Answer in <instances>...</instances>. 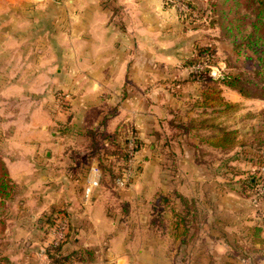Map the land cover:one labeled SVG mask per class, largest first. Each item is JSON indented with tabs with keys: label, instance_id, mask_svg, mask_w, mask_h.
<instances>
[{
	"label": "crops",
	"instance_id": "0c3cea01",
	"mask_svg": "<svg viewBox=\"0 0 264 264\" xmlns=\"http://www.w3.org/2000/svg\"><path fill=\"white\" fill-rule=\"evenodd\" d=\"M192 1L182 16L168 0H0V111H18L2 156L23 185L0 216V264H155L236 247L226 161L211 157L228 153L224 118L243 95L208 93L186 63L212 45L227 0ZM119 131L137 135L153 171L91 196L79 167L98 165L93 145Z\"/></svg>",
	"mask_w": 264,
	"mask_h": 264
},
{
	"label": "rangeland",
	"instance_id": "374dc122",
	"mask_svg": "<svg viewBox=\"0 0 264 264\" xmlns=\"http://www.w3.org/2000/svg\"><path fill=\"white\" fill-rule=\"evenodd\" d=\"M238 8L240 10L231 13L226 19L220 15L219 21H216L217 27L209 31L211 44L216 51L217 63L213 74L224 70L238 74L239 87L245 88L249 95L241 96L237 106L231 105L230 116L224 118L230 131H235L228 153L222 155L214 151L211 157L212 162L216 161L217 164H220L222 158L226 161L223 172L227 174L225 183L231 194L223 199L229 210L224 211L222 217L229 223L225 230L236 247L230 246L227 250L222 246L221 248L227 250L228 254L223 251L224 256H155V264L156 257L165 264H264V31H260L261 33L254 31L252 23L256 17L251 12L245 13L242 4ZM244 13L251 18L246 17ZM260 35H263L262 38L259 37ZM207 41L209 42V39ZM11 105L13 107V104ZM14 106H17V103ZM13 110L12 113L7 114L4 110L0 111V196L2 198L0 216L4 212L2 210H6L10 203L18 201L20 197L15 194L23 188V185L15 183L9 177L3 164L2 155L10 137L6 129L3 131V124L5 123L7 128L8 124L11 126L15 119L18 120L17 116L13 115L15 110L16 113L18 112L17 108L13 107ZM129 169L132 171L130 181L125 186L116 184L115 190L120 191L129 187L139 178L143 169L145 174L149 170L153 171V165H141V154L138 152L129 168L124 164L119 169L121 176ZM79 170L82 178L90 171L87 165L80 166ZM250 180H254V183ZM155 184L156 182L151 185L150 196L156 189ZM101 185L102 181L99 187L90 188L87 183L86 190L92 191L90 193L92 196ZM217 200L218 198L215 197V204L221 203ZM66 210L72 212L71 209ZM66 214L70 220V215ZM57 219L62 220L63 216H58ZM132 257L141 258V256ZM148 257L142 256L143 260L149 262Z\"/></svg>",
	"mask_w": 264,
	"mask_h": 264
},
{
	"label": "trees",
	"instance_id": "16d2710c",
	"mask_svg": "<svg viewBox=\"0 0 264 264\" xmlns=\"http://www.w3.org/2000/svg\"><path fill=\"white\" fill-rule=\"evenodd\" d=\"M182 1L187 4V6L189 7V11L183 12L182 10L181 15L187 16L191 13L190 11H193L195 9V3L192 0ZM241 4L245 13L251 12L256 17V20L252 23L254 31H264V0H240V2L239 0H227L226 2L222 3L221 6H218V9H220V11L222 10L221 15L226 19L231 13H235L237 12V10H240V8L238 7ZM245 16L251 18V16L247 14H245ZM239 19H241V17H239ZM262 36L263 35H260L259 37L262 38ZM215 52L216 51L212 45L198 46L197 54L186 60L187 65L191 67V73L194 79L199 82H202L205 87L207 86L208 93H219L221 91L220 85L224 84L233 89H237L239 93H241L243 96H249L245 88L241 86L239 87L240 78L238 74L225 72V70L218 71L216 74H213V70L215 69L217 63L215 60ZM199 65H203L204 67L198 68ZM234 133L235 131H229L227 135H225V141H227V145H229V148L231 147V141L234 140ZM91 136L93 137V139H95L97 134L93 133L91 134ZM131 136L136 137L137 149L139 151L142 150L143 144L134 132H131V134H127L125 136L122 134L121 131L116 132L114 134L103 133L100 134L101 139L99 140L102 141V144H100L101 146L99 145V142H95V144L93 145L95 150V153L93 154L100 153V156L103 155L105 157V160L102 161V156L98 163L99 167L102 170L103 185H106L111 188L116 187L117 180L119 177H121L122 174L119 169H121L124 164L127 165L126 163L128 160V141ZM110 156L115 157L116 160H107L106 158ZM85 164L87 165L88 169H90L91 162H86ZM250 182L254 183V180H250ZM57 217L58 216L51 214L50 216H48L47 221L51 224L56 223L58 221ZM258 231H260V229H258ZM51 257L55 258V261H58L59 263H65L64 256ZM88 257L92 258L93 256Z\"/></svg>",
	"mask_w": 264,
	"mask_h": 264
},
{
	"label": "built area",
	"instance_id": "2783aa9c",
	"mask_svg": "<svg viewBox=\"0 0 264 264\" xmlns=\"http://www.w3.org/2000/svg\"><path fill=\"white\" fill-rule=\"evenodd\" d=\"M172 4L176 5L180 10L186 11L189 9L186 3H184L182 0H168ZM203 65H199L198 68H203ZM139 150L137 149V143H136V137L131 136L128 141V160L127 165L129 168V165L133 163L134 157L138 154ZM131 170L129 169L121 177L118 178L117 184L119 185H127L128 181H130L131 176ZM88 185L90 188L99 187L102 181V170L98 165H93L90 168L88 177ZM57 227H60L62 230H65L67 227V220L62 219L57 224Z\"/></svg>",
	"mask_w": 264,
	"mask_h": 264
},
{
	"label": "water",
	"instance_id": "95a60500",
	"mask_svg": "<svg viewBox=\"0 0 264 264\" xmlns=\"http://www.w3.org/2000/svg\"><path fill=\"white\" fill-rule=\"evenodd\" d=\"M215 73V72H214Z\"/></svg>",
	"mask_w": 264,
	"mask_h": 264
}]
</instances>
